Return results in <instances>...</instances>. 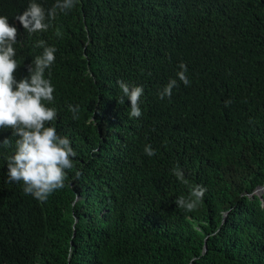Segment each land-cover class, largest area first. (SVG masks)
Here are the masks:
<instances>
[{
	"label": "trees",
	"instance_id": "1",
	"mask_svg": "<svg viewBox=\"0 0 264 264\" xmlns=\"http://www.w3.org/2000/svg\"><path fill=\"white\" fill-rule=\"evenodd\" d=\"M29 3L0 0L18 31L14 77L29 76L38 40L56 47L49 126L77 156L41 203L7 182L18 137L0 128L12 141L0 146V264H264V0H79L34 34L15 18ZM118 80L143 87L141 118L118 103ZM176 167L207 190L194 212L174 203L189 194Z\"/></svg>",
	"mask_w": 264,
	"mask_h": 264
},
{
	"label": "clouds",
	"instance_id": "2",
	"mask_svg": "<svg viewBox=\"0 0 264 264\" xmlns=\"http://www.w3.org/2000/svg\"><path fill=\"white\" fill-rule=\"evenodd\" d=\"M79 0H55L54 5L47 11L37 3L30 0L26 10L15 18L29 34L44 33L52 26L58 13L71 11ZM17 28L10 25L8 18L0 16V128L12 129L15 139V151L7 160V182H23L24 193L30 194L43 203L50 195L65 187L67 170L74 168L73 158L77 153L71 147V142L66 136L58 135L55 127L49 126L58 117L55 107H49L54 100V86L50 79L45 78L46 70L54 65L57 52L56 47L48 46L44 40H38L36 47L43 51L37 55L32 65L29 66V76L17 81L14 73L20 66L16 57ZM177 77L185 86H189L187 66L181 62ZM123 95L118 103L123 105L125 98L130 101L129 119L135 120L142 117L140 107L141 97L144 94L142 86H133L123 80L117 81ZM177 80L171 79L159 91L161 100L171 98L173 88L177 87ZM231 100L225 101L229 106ZM73 120L79 119V105H68ZM10 139L3 140L0 146H11ZM148 157L156 154L151 144L144 147ZM172 174L184 185H189L183 170L173 168ZM77 176L81 173L77 172ZM206 188L201 185H189V194L179 196L174 201L176 206L186 212H194L202 202Z\"/></svg>",
	"mask_w": 264,
	"mask_h": 264
}]
</instances>
